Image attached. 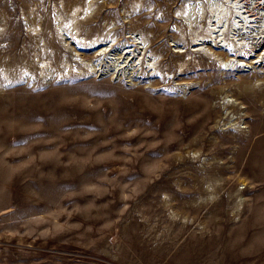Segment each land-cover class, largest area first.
Segmentation results:
<instances>
[{
	"label": "rangeland",
	"instance_id": "rangeland-1",
	"mask_svg": "<svg viewBox=\"0 0 264 264\" xmlns=\"http://www.w3.org/2000/svg\"><path fill=\"white\" fill-rule=\"evenodd\" d=\"M87 1L0 0V264H264V9L91 0L75 35L109 42L98 60L53 23ZM186 3L231 22L176 17ZM146 93L157 109L134 100ZM127 96L143 113L94 154L102 128L58 125Z\"/></svg>",
	"mask_w": 264,
	"mask_h": 264
},
{
	"label": "bare ground",
	"instance_id": "bare-ground-1",
	"mask_svg": "<svg viewBox=\"0 0 264 264\" xmlns=\"http://www.w3.org/2000/svg\"><path fill=\"white\" fill-rule=\"evenodd\" d=\"M203 1V0H202ZM208 2V1H207ZM245 2V1H244ZM246 2L249 4L251 1L250 0H246ZM209 3V2H208ZM212 3V2H210ZM215 3V2H214ZM223 3V2H222ZM241 3V2H239ZM255 3V2H254ZM257 3V6L258 8H263L264 9V1L263 3L260 1V0H257L256 1ZM201 4V3H199ZM204 5V3H202ZM231 4V3H230ZM263 4V5H262ZM91 0L90 1H87L86 3H84V5H77L76 7L72 8V12L71 14H68L69 16H67V19L65 18L64 19V15L62 16L61 13L65 10L63 9L62 12H60L58 9H56V6H55V9H53L54 11V19L55 22L53 23H56V30L58 31L57 33L59 34V36H62V37H65V41H64V44L61 45L62 47L64 46L69 52L72 50V47H70L69 45H66V43L69 41H71L72 39H70L69 37L71 36V38L73 37L76 41H71L70 44L72 43V45L74 44L76 46V49L78 47H80V49H82V51L80 52V56L83 57V56H88V51L91 52L90 54H92L93 56H95L98 60L99 58H102L103 55H105L107 53V46L109 45V42H104V41H101V42H97L96 41H93L92 43L93 44H97V46H89V43H85L83 44L82 42H84L83 40H81L79 37H76V33H77V30H78V22L83 19V18H86L88 16H90V8H91ZM213 5V4H212ZM242 5V4H241ZM244 5V4H243ZM246 5V4H245ZM63 5H61L62 7ZM184 10H180V12H175V16L176 17H179V18H182L183 20H191L193 23L195 21H197L196 19L198 18L200 21H202L203 23H206L207 21L209 22V20H207V17L210 16V20L211 18L213 19V17L215 16H218L217 18L219 19V21L221 19H224L226 17H224L225 15L227 16V18L229 17L227 14H220V11L219 8L217 7H207V6H203L201 8V12L198 14L197 11V15L196 17L193 15L192 16V19H191V16H190V13L192 15V12H190L187 8V3L184 5ZM225 6V4H224ZM227 6V5H226ZM64 7V6H63ZM229 7V6H227ZM231 7V6H230ZM228 9V8H226ZM61 10V9H60ZM259 10V9H258ZM189 11V12H188ZM246 12V11H245ZM248 12V10H247ZM255 12V11H254ZM259 12V11H258ZM65 15H67L65 12H63ZM62 13V14H63ZM30 14V13H29ZM33 14V13H32ZM232 14V13H231ZM230 14V15H231ZM253 16L256 15V12L252 14ZM251 15V16H252ZM34 16V15H33ZM232 16V15H231ZM238 17V15H236ZM205 17V18H203ZM260 17V15H259ZM34 18V17H33ZM231 18V17H229ZM228 18V20H229ZM31 19V18H30ZM36 17L33 20V22H31L32 20H29L28 24L31 23L30 25H27V28L26 30L28 31V34H30L32 37L37 38L38 37V32H39V26L38 24H36ZM254 19V18H253ZM67 20V21H66ZM207 20V21H206ZM225 20V19H224ZM248 20V19H247ZM217 21V20H216ZM230 21V20H229ZM239 21V20H238ZM242 21V20H241ZM231 22V21H230ZM229 22V23H230ZM80 23V22H79ZM197 24V22L195 23ZM194 24V25H195ZM200 25V22L198 23ZM202 24V23H201ZM208 24V23H207ZM231 24V23H230ZM187 25V24H186ZM209 26V24H208ZM233 26V24H232ZM198 27V26H197ZM196 27V28H197ZM205 26H203L204 28ZM231 27V26H230ZM201 28V26H200ZM207 30V29H206ZM233 30V29H232ZM241 32V31H240ZM210 33V31H209ZM204 34V33H203ZM200 35V34H199ZM58 36V37H59ZM69 39V40H67ZM67 40V41H66ZM259 40V39H258ZM257 40V41H258ZM262 41V40H261ZM47 42V41H46ZM68 42V43H69ZM205 42V41H204ZM213 43V42H211ZM45 44V43H44ZM47 44V43H46ZM208 44V43H207ZM210 44V43H209ZM258 45V44H257ZM42 46V45H41ZM47 46V45H45ZM49 46V45H48ZM73 46V47H75ZM118 46V44H117ZM214 46V45H213ZM226 46V45H225ZM236 46V44H235ZM119 47V46H118ZM238 47V46H237ZM237 47L234 49H237ZM110 48V47H109ZM117 48V47H116ZM240 48V47H239ZM238 48V49H239ZM43 49V48H42ZM119 49V48H118ZM229 49V48H228ZM237 49V50H238ZM241 49V48H240ZM88 50V51H87ZM231 50V49H229ZM87 51V52H85ZM115 51V50H114ZM120 51V50H119ZM233 51V50H232ZM239 51V50H238ZM245 51V50H244ZM242 50V52H244ZM256 51V50H255ZM128 52V51H127ZM39 53L43 55V53H45V50H42V51H39ZM233 53V52H231ZM235 53V52H234ZM237 53V52H236ZM250 53V52H249ZM251 54V53H250ZM249 54V55H250ZM125 55V54H124ZM236 55V54H235ZM240 55V53H239ZM244 55V54H242ZM256 55V54H255ZM238 56V55H237ZM128 57V56H127ZM235 57V56H234ZM248 57V56H247ZM252 57V56H251ZM90 58V57H89ZM124 58V57H123ZM246 58V57H245ZM92 59V58H91ZM129 59V58H128ZM240 59V58H239ZM35 60V59H33ZM37 60V59H36ZM102 61V59H101ZM257 62V61H256ZM223 67H225L224 64H222ZM230 67H232V65L230 64ZM161 99V98H160ZM159 99V100H160ZM134 100L140 102V103H143V104H146V105H149L151 107V109H157V104L158 103V99H156L154 96H150L149 93H146V97L145 98H142L140 97L139 95H137ZM162 100V99H161ZM165 100V99H164ZM142 108V105H138V106H135L134 104H132V100L131 98H129V96L125 97L122 101V104L120 105L119 108H117L116 110H113V109H110L112 111V113L110 112H104V113H107L109 115H104L100 112L101 109H107V105L106 104H103L102 106L100 107H95V109H89V110H86V109H77V112L78 113H73V115H69V116H66V117H63L59 120L58 122V125L60 126H66V125H71V124H74V125H95V126H98L100 128H102V131L101 132H96V133H91L89 134L88 136L93 138L94 139V143H93V146H91V154H94L95 152H97L98 150L102 149V148H105L106 145L108 144V140L107 141H98L100 138H108L110 136H113V138L111 139L112 141H118L120 140L122 137H125L126 135L124 134L125 133V127L127 125H130L131 123L133 122H137L138 119L140 118V115L139 113H143L140 109ZM163 108V106H162ZM187 108V107H186ZM189 108V107H188ZM191 108V107H190ZM193 108V107H192ZM191 108V109H192ZM184 110V109H183ZM186 110V109H185ZM195 110V109H194ZM159 111V110H158ZM163 111V109H162ZM182 111V110H181ZM187 111V110H186ZM189 111V110H188ZM210 108L207 107V103H205L204 107L200 110L201 112V118H198L195 122L198 123L199 120H201V124L205 125V123H207V120L209 119L210 115H211V112H210ZM75 112V110H74ZM91 113H98L97 115H94V114H91ZM164 117V116H163ZM180 117V116H179ZM181 118V117H180ZM179 118V119H180ZM185 118V117H184ZM189 119V118H188ZM178 123L180 121H177ZM187 123L188 124H191L190 123V120H184L183 124L184 123ZM193 123V122H192ZM262 124V123H261ZM264 124V123H263ZM176 125H179L176 123ZM175 125V126H176ZM186 125V124H185ZM186 125V127H187ZM192 125V124H191ZM261 126V125H260ZM263 126V125H262ZM186 127H183L181 126L179 128V131L182 132L181 135L179 134H176L175 137H171L172 138V144L174 143V140L176 141V144H179L180 142L183 141L184 137L182 136H185V134H183V132L185 131V128ZM190 127V126H189ZM263 131V129H261ZM183 134V135H182ZM140 135V134H139ZM149 134L148 132L144 135V137H148ZM133 137V136H131ZM77 140L80 138L78 135L75 137ZM73 142H75L73 140ZM80 147L76 148V150L79 152L80 151ZM167 152V150L165 151ZM133 155H136V156H140L139 154H133ZM262 155V153H261Z\"/></svg>",
	"mask_w": 264,
	"mask_h": 264
}]
</instances>
